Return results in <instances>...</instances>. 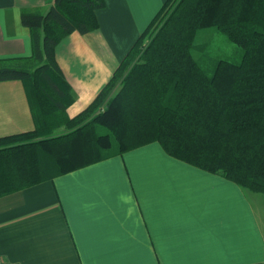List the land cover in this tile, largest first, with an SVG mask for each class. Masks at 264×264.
Here are the masks:
<instances>
[{"label":"crops","instance_id":"obj_1","mask_svg":"<svg viewBox=\"0 0 264 264\" xmlns=\"http://www.w3.org/2000/svg\"><path fill=\"white\" fill-rule=\"evenodd\" d=\"M97 28L74 30L54 56L73 117L165 0H103ZM54 0H0V58L31 54L21 11ZM27 90L0 81V137L34 129ZM0 264H264V193L150 141L0 196Z\"/></svg>","mask_w":264,"mask_h":264},{"label":"trees","instance_id":"obj_2","mask_svg":"<svg viewBox=\"0 0 264 264\" xmlns=\"http://www.w3.org/2000/svg\"><path fill=\"white\" fill-rule=\"evenodd\" d=\"M103 5L54 0L45 13L21 11L31 54L0 58V81L23 82L36 126L0 137V196L150 141L264 193V0H165L97 96L68 117L73 97L55 46L97 28ZM207 27L241 48L240 61L203 69L193 47Z\"/></svg>","mask_w":264,"mask_h":264},{"label":"rangeland","instance_id":"obj_3","mask_svg":"<svg viewBox=\"0 0 264 264\" xmlns=\"http://www.w3.org/2000/svg\"><path fill=\"white\" fill-rule=\"evenodd\" d=\"M193 55L203 69L210 74L214 62L220 58L233 62L240 61L242 50L236 44L230 42L223 33L217 31L214 27H207L197 31L194 40ZM117 88L118 85L112 89L111 93Z\"/></svg>","mask_w":264,"mask_h":264}]
</instances>
